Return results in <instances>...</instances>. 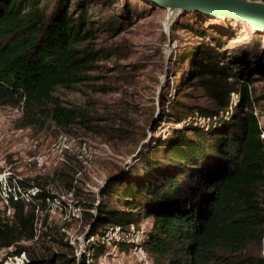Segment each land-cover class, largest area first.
Returning <instances> with one entry per match:
<instances>
[{
	"label": "trees",
	"instance_id": "obj_1",
	"mask_svg": "<svg viewBox=\"0 0 264 264\" xmlns=\"http://www.w3.org/2000/svg\"><path fill=\"white\" fill-rule=\"evenodd\" d=\"M43 1L0 0V108L21 105L27 125L51 118L67 127L77 115L66 110L55 93L85 82L95 68L98 51L83 46L98 29L90 8L101 0ZM128 16V9L121 12V19ZM123 22L115 16L106 24L112 28ZM200 32L212 41L181 48L175 92L170 84L161 92L168 134L144 143L131 163L107 178L90 204L95 212L90 214L89 238L94 241L78 258L54 252L12 264H92L108 251L107 243L123 250L143 248L166 264H264L255 248L264 236L259 193L264 139L248 89L250 79H245L244 67L234 68L220 50L222 37ZM229 78H244L236 89L240 103L231 116L224 109ZM194 79L213 104L201 103L185 90ZM33 197L45 201L50 194L40 191ZM13 198L14 210L24 211L27 203ZM149 217L152 226L142 241L134 242L132 226ZM116 227L119 238L110 235ZM7 229L0 220V235ZM18 234L16 240L23 238Z\"/></svg>",
	"mask_w": 264,
	"mask_h": 264
},
{
	"label": "rangeland",
	"instance_id": "obj_2",
	"mask_svg": "<svg viewBox=\"0 0 264 264\" xmlns=\"http://www.w3.org/2000/svg\"><path fill=\"white\" fill-rule=\"evenodd\" d=\"M127 9L129 16L121 19V12ZM90 12L98 29L83 47L98 51L100 57L89 79L55 93L62 106L77 115L75 120L67 127L56 125L51 118L27 125L21 105L0 108L1 177L4 181L6 177L10 182H26L10 189L0 184V220L9 225L0 235V264L54 252L78 258L94 241L93 236L89 238L90 214L95 212L90 204L99 197L107 178L131 163L144 143H150L154 135L168 134L161 92L169 84L175 92L181 48L212 41L200 36V30L222 37L220 50L235 63L234 68L244 67L264 139V31L242 21L213 18L197 11L179 16L166 31L167 9L146 0H101L99 6H91ZM115 16L124 22L111 28L106 23ZM241 80L244 78L225 82L227 116L237 111L241 95L236 89ZM191 82L193 85L185 90L199 102L213 104L199 82ZM155 126L156 133L152 131ZM261 184L259 193L264 203V177ZM40 191L50 197L45 201L34 198ZM16 193L27 203L22 212H16L10 200ZM152 221L151 217L141 221L134 242L142 241L140 235ZM18 233L23 237L20 240H16ZM110 235L118 238L112 232ZM5 241L14 243L5 246ZM107 245L108 251L92 264H166L164 258L141 253L139 247L123 250ZM255 248L264 256V236ZM19 249L22 252L16 254Z\"/></svg>",
	"mask_w": 264,
	"mask_h": 264
},
{
	"label": "water",
	"instance_id": "obj_3",
	"mask_svg": "<svg viewBox=\"0 0 264 264\" xmlns=\"http://www.w3.org/2000/svg\"><path fill=\"white\" fill-rule=\"evenodd\" d=\"M167 9L166 31L178 17L187 12H199L209 17L229 18L245 22L264 31V0H146Z\"/></svg>",
	"mask_w": 264,
	"mask_h": 264
},
{
	"label": "built area",
	"instance_id": "obj_4",
	"mask_svg": "<svg viewBox=\"0 0 264 264\" xmlns=\"http://www.w3.org/2000/svg\"><path fill=\"white\" fill-rule=\"evenodd\" d=\"M1 176H2V173H0V184L4 185L5 188L8 187V188L10 189L12 183H13L15 186H16V185H19L18 182H17V180L14 179V182H12V181L10 182V181L5 177V181H4V177H1ZM14 185H13V186H14ZM18 188H19V186H18ZM35 193H36V192H35ZM18 198H19V195L16 193L15 196H14V199H18ZM5 200H6L7 203H8V198H5ZM0 202H1V201H0ZM136 228H137V227H135V225H133V226H132V231H136V233L139 235L140 232L138 231V228H137V230H136ZM119 231H120V227H116V231L114 232V234H117L118 238H119ZM141 234H142V235H140V236H143L144 231H142ZM139 249H140L141 253H144V252H145V250H144L143 248H139Z\"/></svg>",
	"mask_w": 264,
	"mask_h": 264
}]
</instances>
